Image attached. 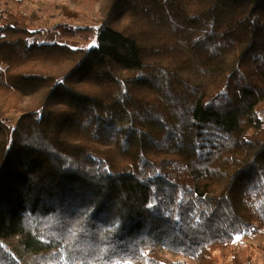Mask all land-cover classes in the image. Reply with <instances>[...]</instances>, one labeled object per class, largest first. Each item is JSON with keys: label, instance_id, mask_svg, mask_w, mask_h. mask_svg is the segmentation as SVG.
<instances>
[{"label": "trees", "instance_id": "trees-1", "mask_svg": "<svg viewBox=\"0 0 264 264\" xmlns=\"http://www.w3.org/2000/svg\"><path fill=\"white\" fill-rule=\"evenodd\" d=\"M90 2L52 42L0 4V264H250L264 0Z\"/></svg>", "mask_w": 264, "mask_h": 264}, {"label": "rangeland", "instance_id": "rangeland-1", "mask_svg": "<svg viewBox=\"0 0 264 264\" xmlns=\"http://www.w3.org/2000/svg\"><path fill=\"white\" fill-rule=\"evenodd\" d=\"M0 4L6 10L12 12L22 11L29 17V23L33 30H37L36 38L39 41H57L53 26L58 23H67L73 26L96 25L99 18V4H93L90 0H0ZM61 42L76 46L81 41L74 39H59ZM18 112L12 113L16 119ZM243 248L240 253L252 252L250 264H264V230L257 234H246L235 239L234 247ZM172 259H180L176 253L168 254ZM122 264V263H119ZM217 264H231L228 258H222Z\"/></svg>", "mask_w": 264, "mask_h": 264}, {"label": "snow or ice", "instance_id": "snow-or-ice-1", "mask_svg": "<svg viewBox=\"0 0 264 264\" xmlns=\"http://www.w3.org/2000/svg\"><path fill=\"white\" fill-rule=\"evenodd\" d=\"M236 239H239V236L236 237ZM116 264H119V262H116ZM124 264H127V262H124Z\"/></svg>", "mask_w": 264, "mask_h": 264}]
</instances>
